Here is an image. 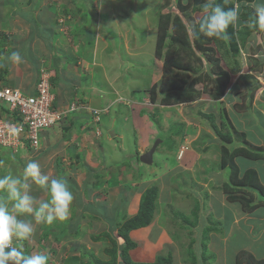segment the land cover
I'll return each mask as SVG.
<instances>
[{
  "label": "rangeland",
  "instance_id": "1",
  "mask_svg": "<svg viewBox=\"0 0 264 264\" xmlns=\"http://www.w3.org/2000/svg\"><path fill=\"white\" fill-rule=\"evenodd\" d=\"M45 1L47 2L45 8L54 12L53 18L48 22L40 17L44 25L41 29L43 33L45 32V41L44 39L39 40L36 35L31 36L35 26L38 27L37 24L28 23L21 17L23 12L29 11L32 0H13L15 12L12 13L11 18L1 15L2 5H0V36L2 37V34L6 33L4 40L15 41L14 48L22 46L27 40L30 41L32 47L40 48L37 50L39 57L38 54L32 55V49L24 52L25 55L31 54L33 57L31 58V65H34L32 69H30V65L28 66V62L23 67V72L20 64H12L10 67L12 79H16L20 83L30 82L35 78L37 68L39 70L46 67L50 71L53 58L50 53H47L46 46L49 42L53 48L55 47L57 50L62 48V53L67 54L60 55V60L66 64V69H69L73 64L68 61L71 55V58L76 57L78 60V64H73V66L77 67L80 73L78 76L82 78L81 81H74L73 85L81 95V100L86 101V97H89L94 102L96 98L94 94L100 95L104 88L110 92L111 97L116 95L115 103L124 106L115 107L114 111L110 113L102 111L100 120L94 125L98 129L102 119L104 136L99 138L105 141L103 149L99 146L100 155H96V150H93L92 146L82 147L89 150L87 156L92 159L84 160L86 153L82 154L80 156L81 163L83 165V162L91 164L90 171H95V175L93 174V177L90 178V181H93L91 190L81 192L77 190L72 180L64 179L67 168L64 170L60 168L61 166L57 167L56 175L52 172L44 173L58 177L60 170H63L61 173L63 178L62 176L61 178L65 180L73 193L70 213L66 220L56 221L52 224H37L33 218L27 217L32 220L34 233L26 240L24 251L29 254L27 250L31 247L32 254L43 252L48 255L49 262H53L50 258H54V262H65V264L66 262L98 264L99 260H112L114 252H111L110 255L106 253L109 258L105 259L103 249L99 250V248L93 247L97 243L94 245L90 243L89 238L97 242L105 238L110 250L114 246L113 240L102 234L103 232L91 235L95 228L92 224L93 221L101 218H97L96 214L82 206L85 201L86 204L91 203L100 211L103 209L104 212L106 210L108 212L109 210V214H111L113 208L108 205L112 203L102 200L111 199L110 192L113 193L116 190L115 187L113 190L112 186L123 184L129 188L132 183L137 182L143 184L141 188L145 187L142 195L151 187L159 189L153 220L160 214L161 220L166 222L163 224L169 227L170 232L174 234L172 236H176L180 242L181 250L179 249L178 254L184 262L187 264H233V257H237L240 252L233 254L234 246L243 247L247 244L238 228H234V231L231 230L230 235L232 232L233 234L228 242L230 246L229 248L228 246L223 247L221 253L217 254V262H213L207 251L205 257L210 256V258L205 261L202 252L207 246L210 231L220 232L218 235L223 239L222 233L228 227V224L225 223L227 217L221 215L224 208L228 207L225 205L228 202H233L239 203L241 208L243 207L240 202L229 199L230 194L232 196H237L240 193L247 196L254 194V202L264 204V195L256 189L237 186L236 190L231 193L226 192L231 188L228 184L230 168L221 167L222 159L226 158V150L231 151V142L236 138L240 139L243 134L246 140L251 141L248 134L252 138L251 134L256 129L254 124L258 126L250 105L253 106L254 100L257 101V104L261 103V98L264 97V91L260 90L264 88V30L256 29L252 33L244 34L246 32L244 18L249 19L253 15L252 5L255 3H250V0H215V3L225 10L238 5L240 19L237 26L230 25L220 38L211 37L210 42L205 43L206 37L199 31L198 26V21L203 15L201 6L205 2L197 0ZM37 2L40 7L44 4V0H37ZM26 3H29L30 6H26ZM165 14H170L172 20L176 16L181 18L188 30L185 43L191 41L192 46L189 49L176 44L177 42L173 43L168 38L163 48V56L168 54L172 44L171 55L174 57L177 55L185 63L193 65L197 74L196 72L188 74L189 76L185 79V88L188 89L189 85L193 84L194 78H201V81L194 83L195 85L192 87L197 95L194 101L166 106L160 103L161 98L169 94L174 98L180 91H172L167 87L158 88L157 101L152 102L151 87L160 83L161 79L165 77L170 79L181 75L183 69L165 66L164 57H159L156 54L160 18ZM171 28L172 25L169 35L174 33ZM197 43L205 47L210 46L215 50H203ZM12 48L9 46L3 48V44H0V58L9 55ZM42 52L45 53L41 55ZM1 63L7 64V62L0 60V72L8 73L9 70L7 69V72ZM7 65L5 66L7 67ZM223 72H228L230 81L225 94L217 99L215 93L220 87L217 79L222 77ZM4 75L0 79L1 82L6 78L7 81L10 77ZM52 77L56 78L53 74ZM222 78L224 79L226 76L223 75ZM92 83L97 84L101 89L91 87ZM53 84L56 86L54 82ZM82 88H86L85 92L87 91V93L82 94ZM119 96L126 98L127 103L119 101ZM243 111L245 112L243 113ZM108 117L113 121V124L112 121L109 125L105 123V119ZM113 131L116 135L111 136ZM230 137L232 141L229 143ZM110 138L112 141H109ZM157 142L153 163L142 162L139 154H136V150L137 153H143ZM263 146L264 144L260 147ZM135 147L136 150L132 153ZM40 148L41 145L33 148L32 151ZM12 150L11 147L0 145V175L9 171L16 172L29 161V159H25L24 154ZM52 158L55 159V156ZM80 161L72 159V163H80ZM237 162L242 170L248 167L256 168L259 171L261 182L264 184L262 162L244 158H239ZM78 173L71 171L70 176L78 179ZM90 181L83 189H87ZM33 188L34 194L37 192L39 198L47 199L46 193L36 190L35 186ZM132 188L134 189V186ZM99 197H101V203L96 201ZM141 200L142 196L136 211L131 215L129 208L126 209V203L117 206L119 215L126 216L123 221L138 213ZM198 206L200 209L206 206L204 215L196 209ZM259 208V210L264 209L261 206ZM163 212L165 214H162ZM48 233L52 235L49 236ZM195 234H197L196 237H194ZM121 239L123 240V238ZM196 239L203 244L201 248L204 249L200 250L201 254H198V259L195 255L196 259L194 260L191 253L194 251ZM49 241L51 246L47 244ZM75 242L82 245L83 251L75 253L72 250ZM17 246H20L19 242H17ZM262 250L261 247L260 251ZM60 252L61 256L58 255ZM162 255L170 256L173 260L167 249ZM117 256L118 260L123 262L121 254L119 253ZM128 256L129 262H136L129 252ZM212 256L214 257V254Z\"/></svg>",
  "mask_w": 264,
  "mask_h": 264
},
{
  "label": "crops",
  "instance_id": "2",
  "mask_svg": "<svg viewBox=\"0 0 264 264\" xmlns=\"http://www.w3.org/2000/svg\"><path fill=\"white\" fill-rule=\"evenodd\" d=\"M6 1L7 0H3L0 2V5H2V11L5 8L4 12L7 13V14H5L4 12L1 11V15L2 16L4 15V17L11 18L12 13L15 12L13 10L14 2H13V0H9L11 2H9V1L6 2ZM251 2L256 3L257 0H250V3ZM46 3L47 2L44 0V4L40 7V4L37 2V0L36 1L32 0V2L30 3L31 7H30L29 11L27 13L23 12V14L21 15V17L24 18L23 20L27 21L28 23H35L38 26V27L35 26V30L31 34V36L36 35L39 37V40L44 39V41L46 40V38L44 36L45 32L43 33V31L41 29L44 25L41 22L40 17H43L48 22V20L53 18V14H54V12L51 9L45 8ZM30 4L26 3V6H30ZM42 8H43V12H42ZM6 35H7L6 33H3L2 37L0 36V44H3V48L5 46H9L12 48L14 46L15 41H12V40L10 41L8 39L5 41L4 37H6ZM30 44H31L30 41L27 40L24 42V44H22V46H20L18 48L13 47L11 49V51L18 50L23 57V62L20 63V65H21L20 68H21L22 72H23V67L26 66L27 62H28L27 63L28 66L30 65V69H32V67H34V65H31V63H32L31 58H33L32 55H37L38 54L37 50L40 49L39 47H32ZM46 48L48 49L47 53H50V55L52 56L51 58H53V60H52L53 66L52 65L50 66V71H51V74L56 76V78L53 79V82L56 84V86H54V84H53V89H54V92L56 95L57 103L60 105H65L70 100H73L76 97L81 98L80 97L81 95L79 94V92L77 91V89L73 85L74 81H77V80L81 81L80 79L82 78V77L78 76V75H80V73L78 72L79 70L77 69V67L73 66V64H78V60L76 59V57L71 58L72 57V55H71V57H69V59L67 58L68 61L70 62V64H72V63L73 64L71 66L69 65L70 66L69 69H66L65 68L66 64H64L65 62L62 63V60H60L61 54L67 55L66 53H62V51H63L62 48L60 50H57V49H55V47L53 48L49 42H48V46H46ZM31 49H32V51H31L32 55L31 54L30 55L24 54V52L26 50L30 51ZM44 53L42 52L41 55ZM38 57H39V54H38ZM70 58H71V60H70ZM73 59H76V60H73ZM7 64L1 63V65H4V68L6 70L7 69L9 70V72L7 70L8 73H6V71H5L4 74L6 75V77L8 75L10 77L8 78L7 81H6L7 78L5 79V81L4 80H2V82L0 81V84L4 85L5 83H8L9 86H16V87L18 86L19 88H21L25 92H28V93L35 92V85H36V82L38 80L40 70H38V68L36 69L37 72H36L35 78H33L30 82L20 83L18 80L12 79L11 69H10L12 64L11 63H7ZM5 65H7V67ZM51 67H52V69H51ZM21 70H20V72H21ZM91 87H94L95 89H101L95 83L94 84L92 83ZM82 89L83 90L81 93L83 94L85 92L86 88H82ZM260 90H261V92H263L264 88H261ZM114 91L117 92L116 90H114ZM85 93H87V91ZM94 95L96 97L94 102H92L91 99H89V97H86V101L82 100L89 106L88 109H85V110L83 109L81 111H77L74 114H72L71 116H69L68 119L63 121L60 125L59 124L55 125L53 128L44 131L42 133V140H41V148L40 149H38L36 151L35 150L32 151V149L30 151L27 149L26 150L23 149L21 152L22 155L24 154L26 156L25 159L30 160V159L35 158L33 160H36L40 163L41 171L43 173H45V172L51 173L52 172V173H55V175H56L57 167L61 166L60 168L61 169L63 168L64 170H65V168H67V172L65 171L66 177L64 179L72 180L74 185H76L77 190H79L81 192H83V191L86 192V190L87 191L91 190L90 189L91 188V182H93V181L92 180L90 181V178L93 177V174L95 172V171H90V168L92 167L91 164H86L85 162H83L84 163V165H83L81 163L82 161H80L81 160L80 156L82 154L85 155V153H86L84 160L92 159V158H89L87 156V153L89 155V150L84 149L82 147L83 146L84 147L92 146V149L96 150V155H100L101 154L100 148L103 149V147H104L103 145H104V141H105V140H102L101 138H99L100 136L101 137L104 136L102 119L98 125V129L100 130V133L98 132L97 128L95 129L94 126L91 125V122H90V120L92 119L91 107L103 108L107 104H110V105H112L110 108L111 110H109V113H110V112L114 111L115 107H119L120 105L124 106L123 104H117V103L113 102L116 95L111 97L110 92L105 90L104 88H102L100 95L99 94H94ZM90 96H91V94H90ZM261 99H262L261 103L258 102V104H257L256 103L257 101L254 100L253 106L250 105L252 108V115L256 119L258 126H255V124H254V127L256 129H255V132H253L251 134V136H253V137L251 138L249 134H248V137L251 140L250 142L256 146H261L264 144V97ZM96 102H98V103L95 104ZM251 108H250V110H251ZM248 111H249V109H248ZM244 112L245 111H243V113ZM102 118H103V116H102ZM105 121H106L105 123L107 125H109V124H111L112 120L111 119L109 120V117H108L105 119ZM112 124H113V121H112ZM111 134H112L111 136L116 135V133L114 131ZM122 134H123V129L121 130L120 135L122 136ZM151 137L156 138L154 136H151ZM109 141H112V138H110ZM96 143L98 144L97 146L94 145ZM99 146H100V148H99ZM135 150H136V147L133 148L132 153H134ZM136 153H137V150H136ZM143 153L142 152L137 153V155L138 154L141 155ZM154 155H155V153H154ZM53 156H55V159L52 158ZM72 159H74V160L78 159L80 161V163L79 162L72 163ZM254 162H258V161H254ZM260 162H262L264 165V161H260ZM78 165L81 167H79ZM71 171L79 172L78 173V179H77V177L74 178V176H70ZM61 173H63V170H60L58 178H61V176H62ZM62 178H63V176H62ZM88 181H90V185L87 186V189H85V188L83 189V187H85V185H86V183H88ZM142 185H143L142 183H139V184L137 182L132 183V186H134V189L132 188V186L127 188L126 185H123V184H119V186H117V185L112 186L113 190H114V187L116 190L113 193H112V191L110 192L109 195L111 196V199L110 200L109 199L102 200L103 202L110 201L112 203V204L108 205V207L113 208V211H111V214H109V212H110L109 210H108V212H107V210H106V212H104V210L102 209V206H101L102 210L100 211V209L95 208L91 203L86 204L84 201V205L82 207L84 209L90 210L91 213L96 214L97 218H101V219H98L97 221H93L92 224H93V227H95V228H94L91 235L93 236V234L96 235V234H100L102 232H103L102 234H105L106 232H108V233L114 234L113 236L118 240L119 244L122 243V241H120L121 238L118 239V230H119L120 224L122 223V221L124 220V218L126 216H120L119 215L118 210H117V206L122 204V203H126L127 204L126 209L129 208L130 215L132 212H135L137 204H138V202H140L143 190L145 189V187L141 188ZM35 188H36V190H40L36 186H35ZM96 194L94 195V200H95ZM35 195H37V192H35ZM100 198L101 197H99L96 200V201H99V203H101ZM114 199H118V200H114ZM225 206H228L229 208L228 207L224 208V211H222L221 215H224L227 217V220L225 223H226V225L228 224V227H226L225 231L222 233L223 239H221L218 235L220 232L215 233L214 231H210V235L208 236L209 237L208 243H207V246L205 247V249L201 248L203 244H201V242L198 239H196V242H194L195 245H194L193 253L198 258V254H201L200 250L204 249V251L202 252V257L205 259V261L208 258H210V256L205 257V253L207 251L208 253H210V255L213 259V262H217L216 261L217 254L221 253V251L223 250V247L228 246V248H229V246H230L228 242H230L231 236L233 234V232H232L230 235L231 230L234 231V228H238L242 232L244 239L247 241V244H245L243 247L234 246L235 250H234L233 254L237 253L241 250H247V251H250L251 253H253L254 256L257 257L258 259H264V209L259 210L260 206H261V208L262 207L264 208V204L258 206L252 212H245L241 208L239 203L228 202ZM196 209H198V211L202 212V214L204 215L206 206H203L202 209H200V206H198ZM162 214H165V213L163 212ZM29 218H31V217H29ZM163 223L166 224V222L164 220L163 221L161 220L160 214H159V216L154 218V220L149 225L130 230V233H129L130 239L135 243V246L131 247L128 252L132 256V258L136 261V262H131V263L143 264V263L154 262L167 249V252L169 254H171L173 257V262H172L173 264H187L186 262H184V260H182V258L178 254L179 249L181 250V248H179L180 242H178L176 236L175 237L172 236L174 234L171 233L169 227L165 226ZM48 235L51 236L52 234L48 233ZM196 236H197V234L194 235V237H196ZM89 240H90V243L92 245L97 243L93 247L99 248V250L103 249V257L105 259L109 258L108 256H106V253H107V249L110 246L108 247V241L105 238L103 240L101 239V241H98V242L94 241L91 238H89ZM26 242L27 241L22 242V244L24 243L23 248H25ZM75 243L76 244H74V247L72 248V250H74L75 253L81 252L82 245H80L78 242H75ZM47 244H50V241ZM51 245L52 244H50V246ZM257 246H259V247L256 249ZM261 247L263 248L262 251H260ZM30 249H31V247H30ZM30 249L27 251L29 252V254H32V251H30ZM31 250H33V249H31ZM258 252H260V253H258ZM211 253L214 254V257L212 256ZM108 254L110 255V253H108ZM58 255L61 256V252L58 253ZM98 257H100V256H98ZM51 259L53 262H49V264H65V262L64 263L54 262L55 261L54 258H50V260ZM232 260H234L233 261V264H234V262H236V257H233ZM66 264H82V263L66 262ZM98 264H101V263L98 262ZM115 264H124V262L119 261V262H116ZM218 264H220V263H218Z\"/></svg>",
  "mask_w": 264,
  "mask_h": 264
},
{
  "label": "clouds",
  "instance_id": "3",
  "mask_svg": "<svg viewBox=\"0 0 264 264\" xmlns=\"http://www.w3.org/2000/svg\"><path fill=\"white\" fill-rule=\"evenodd\" d=\"M201 7L203 15L198 26L199 31L207 37L220 38L230 25L235 27L239 23L238 5L225 10L215 0H206ZM252 7L253 15L244 22L245 25L250 29L264 30V0H257ZM0 60L20 64L23 57L18 50H13ZM111 106H105L109 108L106 112H109ZM93 117L92 114V126L95 125ZM22 130V127L13 128L12 132L19 134ZM98 132L100 133L99 130ZM28 146L30 145L26 143L18 152L28 150ZM34 186L46 193L47 199L38 198L34 194ZM72 201L73 193L65 180L44 174L36 160L27 161L16 172L9 171L0 175V264H49L46 253L27 254L22 247L21 240L29 239L34 233L32 220L27 217L33 218L37 224L64 221L69 216ZM14 240H19L20 246H17V242L13 246Z\"/></svg>",
  "mask_w": 264,
  "mask_h": 264
},
{
  "label": "trees",
  "instance_id": "4",
  "mask_svg": "<svg viewBox=\"0 0 264 264\" xmlns=\"http://www.w3.org/2000/svg\"><path fill=\"white\" fill-rule=\"evenodd\" d=\"M197 1L206 2V0H197ZM160 19L161 21L159 23L158 38H157L158 50L156 53L159 57L163 56V48L168 38H170L173 43L177 42L176 44L191 49L190 48L192 46L191 41L187 42V44L185 43V39L188 36V32H187L188 30L186 25L182 23L180 17L176 16V18L172 20L170 14H165ZM244 20H248V18L246 19L244 18ZM171 25H172L171 30H173L174 33L169 35V29ZM245 27H246L245 30L246 32H244V34L246 35L248 33H252L253 30H256V29H250L246 25ZM196 36H197V32H196ZM205 37H206L205 43H209L211 37H207V36ZM197 45L199 46V48L201 49L203 48V50H210V51L215 50L210 46L205 47L200 43H197ZM170 47L171 48L168 54L163 56L166 63V64L164 63V65L168 66L169 68L183 69L182 74L177 75L175 78H170V79L169 77L168 78L165 77L161 79L160 83L154 84L150 90V98L152 102H156L158 88L167 87V88H171L172 91H180V92L174 98L171 96V94L162 97L160 100L161 104L172 105L176 103L194 101L197 95H195L194 93L195 91L192 87L193 85H195L194 83L201 81V78L200 77L194 78L192 80L193 84H190L188 89L185 88L184 87V84L186 86L185 79L189 76L188 74L190 72H196V71L194 70L193 65L185 63V61L179 56L177 55L175 57L172 56L171 55L172 44ZM223 73H224L223 75H225L226 78L223 79L222 78L223 75L221 74L222 77L217 79L219 82L218 86H220L219 90H217V93H215V97H217V99L221 97V95L225 94L226 88L230 81V75L228 74V72H223ZM3 75L4 73L0 72V79L3 78ZM171 76L173 75L171 74ZM52 83H53V78H52ZM231 141L232 138L230 137L228 139V142L230 143ZM231 143H232L231 151L226 150L225 152L226 158H223L221 163L222 168H226V169L230 168V171L228 172V184L230 185L231 188L226 190V192L231 193L232 191L236 190L237 186H241V187L243 186L250 189H256L264 195V184L261 182L259 171L254 167H248L245 170H242L237 162L239 158L249 159L252 161H264V147L256 146L250 141L246 140L244 134L240 139L236 138V140L232 141ZM31 149L32 148L28 146V150L30 151ZM250 189H248V191H251ZM158 194H159V189L157 187L149 188L142 195V200L140 203V208L138 213L135 214L134 216L125 219V221H122L118 230V239L123 238V240L122 239L120 240L122 241V243L119 244L118 240L113 236L114 234L108 232L105 233L106 236L110 237L114 242L113 249L111 250L110 248L107 249V253L111 254V252H114V254H112L113 259L108 261L99 260L98 262H100L101 264H115L116 261L119 262L117 254L120 253L124 264L125 263L136 264L129 262V258H128L129 249L135 246V243L130 239L129 233L130 230L132 229L139 228L142 226H147L152 222L154 217V210L156 208V200ZM253 198H254V194H252V196H247L244 193H240L237 196H232V194L229 195V199L233 201H238L241 203V205H243L242 209L245 212H252L258 206L262 205V203H255ZM21 241L24 242L26 240H21ZM191 255L192 258H194V260L197 258V256L195 258L194 253H191ZM172 262L173 260L170 256L160 255L156 259V261L150 263H143V264H173ZM236 262L237 264H246L247 262H249L247 264H264V259H258L257 257L254 256V254L252 255L251 252L242 250L238 253L236 257Z\"/></svg>",
  "mask_w": 264,
  "mask_h": 264
},
{
  "label": "built area",
  "instance_id": "5",
  "mask_svg": "<svg viewBox=\"0 0 264 264\" xmlns=\"http://www.w3.org/2000/svg\"><path fill=\"white\" fill-rule=\"evenodd\" d=\"M51 77L52 74L46 67L40 68L33 93L25 92L19 87L0 84L1 146L11 147L15 152L26 143L32 148H37L44 131L60 125L75 112L89 108L80 98H75L65 105L58 104ZM118 99L127 103L123 96ZM108 109L91 108L95 124L100 120V113ZM19 127L23 130L19 134H13L12 129ZM16 242L19 240L13 241V246Z\"/></svg>",
  "mask_w": 264,
  "mask_h": 264
},
{
  "label": "water",
  "instance_id": "6",
  "mask_svg": "<svg viewBox=\"0 0 264 264\" xmlns=\"http://www.w3.org/2000/svg\"><path fill=\"white\" fill-rule=\"evenodd\" d=\"M158 141V140H157ZM158 142L153 145L148 151L144 152L143 154L140 155V160L144 163L147 164H152L154 161V153L157 149Z\"/></svg>",
  "mask_w": 264,
  "mask_h": 264
}]
</instances>
